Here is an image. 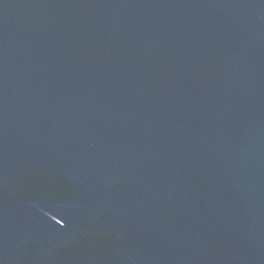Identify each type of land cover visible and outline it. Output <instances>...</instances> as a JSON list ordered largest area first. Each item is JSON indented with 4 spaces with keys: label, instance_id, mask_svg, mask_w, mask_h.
Here are the masks:
<instances>
[{
    "label": "water",
    "instance_id": "1",
    "mask_svg": "<svg viewBox=\"0 0 264 264\" xmlns=\"http://www.w3.org/2000/svg\"><path fill=\"white\" fill-rule=\"evenodd\" d=\"M0 264H264V0H0Z\"/></svg>",
    "mask_w": 264,
    "mask_h": 264
}]
</instances>
